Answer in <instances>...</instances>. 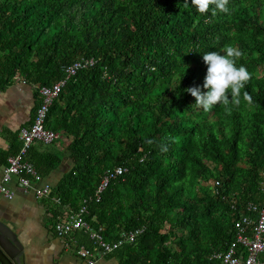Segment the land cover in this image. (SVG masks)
<instances>
[{"label": "trees", "instance_id": "1", "mask_svg": "<svg viewBox=\"0 0 264 264\" xmlns=\"http://www.w3.org/2000/svg\"><path fill=\"white\" fill-rule=\"evenodd\" d=\"M228 7L212 15L191 0H0L1 88L20 77L38 93L73 63L95 61L67 81L47 118L73 161L44 199L54 226L58 211L87 201V221L108 242L144 228L112 254L119 264H221L213 255L234 240V221L264 203V0ZM226 46L243 53L237 67L251 79L238 105L205 112L185 90L207 92L203 55ZM12 146L5 160L19 138ZM63 156L32 147L27 159L47 177ZM118 167L127 173L97 202Z\"/></svg>", "mask_w": 264, "mask_h": 264}, {"label": "built area", "instance_id": "2", "mask_svg": "<svg viewBox=\"0 0 264 264\" xmlns=\"http://www.w3.org/2000/svg\"><path fill=\"white\" fill-rule=\"evenodd\" d=\"M94 65L95 61L92 59L77 61L67 67L64 80L52 86H43L38 89L41 104L36 111L32 125L20 132L22 141L20 152L17 155L10 156L7 160V166L4 169L0 185V200L2 197L13 199V194L10 192L8 185L14 177L18 178L19 186L25 189L34 188V184L42 180L34 165L27 160V155L31 147L38 142L51 145L61 140L62 135L59 132L46 127L50 108L71 77L75 76L80 70ZM125 173H127V169L123 167L108 171L96 191V201H100L101 195L111 181ZM51 193L52 188L45 185L36 191V197L38 199L49 198ZM246 210L245 214L240 215L234 221V240L230 242L225 251L213 255V258L221 264H264V203H251ZM87 215L88 202L84 201L77 211L65 212L62 216H59V220L54 226V232L58 237H66L77 232L88 234L92 246L78 245L75 248L78 256L86 260L88 264H97L99 258L112 255L125 244H133L138 236L144 232V228H140L123 233L117 241L108 242L103 236L104 229L92 228L86 219Z\"/></svg>", "mask_w": 264, "mask_h": 264}, {"label": "crops", "instance_id": "3", "mask_svg": "<svg viewBox=\"0 0 264 264\" xmlns=\"http://www.w3.org/2000/svg\"><path fill=\"white\" fill-rule=\"evenodd\" d=\"M39 98L36 88L20 77L16 78L13 84L0 87V185L7 160L12 156L5 160V153L13 152L12 145L15 139L19 138L21 141V130L32 125L40 105ZM67 141L53 152L45 148L46 144L41 142L34 144L32 147L40 151L47 150L59 156L64 155L62 163L47 177H42L41 181L36 182L32 189L20 187L18 178L14 177L8 185L13 199L2 197L0 200V221L18 236L24 247L27 264H88L78 256L75 248L78 245L91 247L89 235L77 232L66 237H58L54 232L52 215L47 211V201L36 197V191L45 185H49L52 190L55 189L64 175L72 169L73 161L69 158L67 149L70 141ZM63 210L58 212L60 214L70 212L65 211L67 208ZM97 264L119 262L116 257L108 255L99 258Z\"/></svg>", "mask_w": 264, "mask_h": 264}, {"label": "clouds", "instance_id": "4", "mask_svg": "<svg viewBox=\"0 0 264 264\" xmlns=\"http://www.w3.org/2000/svg\"><path fill=\"white\" fill-rule=\"evenodd\" d=\"M191 2L201 14L208 13L210 10L212 15H215L217 11L229 12V0H191ZM242 55L243 53L233 46H226L222 53L213 51L203 55V61L207 65L203 87L207 89V92L202 93L196 87L185 90L195 98L196 107L208 112L218 104L228 106L240 103L241 91L251 79V74L246 67L243 65L237 67V61ZM243 99L249 103L252 102V97L247 92L243 93ZM162 150L166 151V148Z\"/></svg>", "mask_w": 264, "mask_h": 264}, {"label": "water", "instance_id": "5", "mask_svg": "<svg viewBox=\"0 0 264 264\" xmlns=\"http://www.w3.org/2000/svg\"><path fill=\"white\" fill-rule=\"evenodd\" d=\"M0 264H27L24 247L18 236L2 221H0Z\"/></svg>", "mask_w": 264, "mask_h": 264}, {"label": "rangeland", "instance_id": "6", "mask_svg": "<svg viewBox=\"0 0 264 264\" xmlns=\"http://www.w3.org/2000/svg\"><path fill=\"white\" fill-rule=\"evenodd\" d=\"M65 141H67V139L66 138H64V137H61V140L60 141H58V142H55L54 144H52V145H49V146H47V145H45V148H47V150H50V151H56L57 149H58V146H60V145H63L62 143H65ZM69 141V140H68ZM67 141V142H68Z\"/></svg>", "mask_w": 264, "mask_h": 264}]
</instances>
